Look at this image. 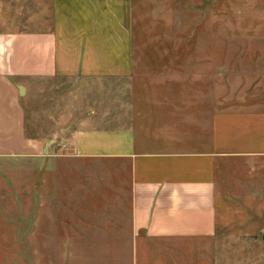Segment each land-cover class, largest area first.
I'll return each mask as SVG.
<instances>
[{
  "label": "crops",
  "instance_id": "1",
  "mask_svg": "<svg viewBox=\"0 0 264 264\" xmlns=\"http://www.w3.org/2000/svg\"><path fill=\"white\" fill-rule=\"evenodd\" d=\"M0 202V264H264V0H0Z\"/></svg>",
  "mask_w": 264,
  "mask_h": 264
},
{
  "label": "rangeland",
  "instance_id": "2",
  "mask_svg": "<svg viewBox=\"0 0 264 264\" xmlns=\"http://www.w3.org/2000/svg\"><path fill=\"white\" fill-rule=\"evenodd\" d=\"M221 14H223V13L222 12L219 13V15H221ZM185 32H186V29H185ZM72 162L74 163L76 161H73L72 160ZM29 178H30V176H29ZM10 189H11V191H13L12 194H15L16 193L15 191H19L16 187H13V188H10ZM30 191H31L30 186L24 188V192L28 196V199H27L28 202H29V204L27 206L28 209H30ZM4 204L5 203H3L2 205H4ZM0 205H1V202H0ZM12 221L13 222H11V221L10 222L13 224V226H17V223H19V224H21L23 222L28 223L29 224V227H24L25 228L24 229V235H25V237L28 236L27 234L30 233V219H23V220H20V221L14 219ZM72 221H73V240H75L74 238L75 237H78V235H79L78 234L79 233V227H78L79 220L73 219ZM22 225L25 226V223L22 224ZM1 253H5V252H0V254ZM6 253L12 255V257H11V264H30V261H31V251H28V250H14V251H7ZM7 256H8L7 258L10 257L9 255H7ZM72 258H73V262L75 261V263L78 264V262L80 261V259H79L80 258V251L73 250V257ZM7 262L10 264V261L9 260Z\"/></svg>",
  "mask_w": 264,
  "mask_h": 264
}]
</instances>
